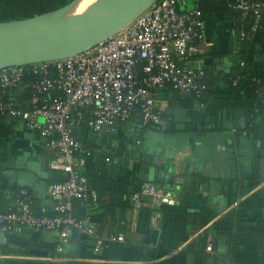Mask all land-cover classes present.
Instances as JSON below:
<instances>
[{
  "label": "crops",
  "instance_id": "1",
  "mask_svg": "<svg viewBox=\"0 0 264 264\" xmlns=\"http://www.w3.org/2000/svg\"><path fill=\"white\" fill-rule=\"evenodd\" d=\"M229 19L205 15L206 38L196 66L229 70L228 54L236 49ZM214 55L221 59L213 62ZM216 96L227 98L222 91ZM14 100L29 108L22 94ZM157 107L160 130L124 122L113 136L98 134L97 155L87 160L107 203L110 193L130 200L114 219L105 210L94 214L104 240L100 250L95 252V244L82 247L84 256L71 258L68 250L59 252L54 232L24 230L12 240L26 244L0 246V264H264V140L237 137L229 108L211 123L197 116L201 104L184 97H159ZM239 121L236 125L244 124ZM10 125L12 135L0 140V185L29 189L36 205L53 210L47 191L53 152L23 121L12 119ZM147 182L173 192L176 205L145 199L143 208L135 209L130 197ZM120 235L123 243L114 240ZM18 245L28 253H20Z\"/></svg>",
  "mask_w": 264,
  "mask_h": 264
},
{
  "label": "built area",
  "instance_id": "2",
  "mask_svg": "<svg viewBox=\"0 0 264 264\" xmlns=\"http://www.w3.org/2000/svg\"><path fill=\"white\" fill-rule=\"evenodd\" d=\"M235 1V10L244 17H255L252 29L255 32L264 3ZM205 38V17L196 2L158 0L123 31L80 55L0 71V83L5 89L18 88L28 74L38 77L30 85L32 96L28 109L12 101L0 102V115L21 120L39 132L46 139L47 148L55 153L48 168L69 175L66 182L50 184L47 190L57 216H49L46 208L40 216L36 215L30 193L21 190L17 194L16 210L0 212V232L5 237L18 234L23 227L59 232L57 245L59 252H63L73 232L78 231L94 239L98 252L104 245L98 225L90 217L79 221L72 216L74 200L92 197L93 209L98 208V197L94 192L89 193V182L84 175L91 153L82 151L81 142L73 136L75 122L88 112L91 116L88 125L95 133L113 136L138 106L144 124L160 129L162 118L157 99L166 84L181 94L193 93L198 98L207 89L202 83L206 74L196 66L198 60H194ZM139 69L143 74L141 79ZM52 91L61 95L48 98ZM79 151L81 157L77 156ZM145 199L168 206L177 203L173 192L150 182L132 195L131 204L141 209ZM114 240L123 243L125 237L120 235ZM207 250L212 251V246Z\"/></svg>",
  "mask_w": 264,
  "mask_h": 264
},
{
  "label": "trees",
  "instance_id": "3",
  "mask_svg": "<svg viewBox=\"0 0 264 264\" xmlns=\"http://www.w3.org/2000/svg\"><path fill=\"white\" fill-rule=\"evenodd\" d=\"M75 0H0V23L12 22L17 20H26L36 16H42L59 11L60 9L68 6ZM253 3H264V0H247ZM198 8L205 15H222L226 18L232 19L233 33L236 36V49L228 54L231 60V66L228 71L216 72L215 65H207L203 67L206 76L202 81L206 84V91L198 98L195 94H181L171 84H166L163 89L158 93L159 97L173 95L175 98H186L192 104L199 103L202 105L201 112L197 116L201 117L204 121L213 122L217 119V112L224 108L231 110V115L234 118L232 123L235 124V133L237 137L251 138V141L264 140V9L262 10L258 19V28L252 32L255 25V17L250 15L244 17L242 13L235 10V0H195ZM221 56H213V62L220 60ZM194 60H199L196 57ZM217 69V68H216ZM51 75L54 77L55 72L52 71ZM138 77L143 78L141 69L138 71ZM38 77L34 74L26 75L23 84L15 89H5L0 83V102L12 101L16 106L19 104L14 100L18 94L23 95L25 101L30 102L32 90L30 85L32 82L37 81ZM222 91L226 94V99H215L217 93ZM61 92L52 91L47 94L48 98L60 96ZM209 100H212L211 102ZM30 104V103H29ZM30 107V105H29ZM21 108V107H20ZM91 116L90 113L84 112V118L81 121H76L73 128V136L82 144V151L91 153L92 157L97 155L94 151L96 142L98 140L97 133L89 127L88 122ZM162 118V117H161ZM244 120V124L236 125L237 121ZM7 115H0V140L5 136H11L12 126ZM137 120L141 125L155 130H160L151 125H145L141 116L140 107L136 106L130 117L126 120ZM40 134V133H39ZM82 151H79L77 156H82ZM55 157V153L51 154V159ZM97 169V167H96ZM50 172L49 183H64L69 179V175L60 171ZM101 170V169H100ZM101 173V172H100ZM97 172L89 173L85 168L84 175L89 182V193H96L98 197V208L93 209L92 197L87 200H74L73 201V218L84 221L88 217L93 220L95 213L105 210L113 219L120 212H124L129 207V196L118 195L110 193V201L106 202L104 192L100 191L95 184ZM21 190H27L30 195L32 194L29 189H15L6 184L0 185V212L10 213L16 210L15 204L17 202V194ZM32 196V195H31ZM131 198V197H130ZM33 212L40 216L42 209L45 207L38 206L33 202ZM49 216H57L54 210L47 209ZM98 225V224H97ZM28 231L30 233L43 232L33 231L27 228H21L20 232ZM58 237L59 232H54ZM98 235L99 229H98ZM16 235H9L8 239H15ZM206 238V237H205ZM90 242V244H89ZM95 241L78 231H74L68 243L64 246V250H68V255L71 258L83 257L82 247H93ZM13 245V244H11ZM9 247V246H7ZM8 249V248H7ZM19 252L27 254L29 248L27 246H19Z\"/></svg>",
  "mask_w": 264,
  "mask_h": 264
},
{
  "label": "water",
  "instance_id": "4",
  "mask_svg": "<svg viewBox=\"0 0 264 264\" xmlns=\"http://www.w3.org/2000/svg\"><path fill=\"white\" fill-rule=\"evenodd\" d=\"M156 1L98 0L85 13L69 15L75 0L51 14L0 23V71L80 55L123 31ZM10 244L26 243L0 232V246Z\"/></svg>",
  "mask_w": 264,
  "mask_h": 264
},
{
  "label": "rangeland",
  "instance_id": "5",
  "mask_svg": "<svg viewBox=\"0 0 264 264\" xmlns=\"http://www.w3.org/2000/svg\"><path fill=\"white\" fill-rule=\"evenodd\" d=\"M96 1L97 0H81L79 5L76 8H74V10L69 15H77L78 13L83 11L85 8H87L88 6H91L92 4H94Z\"/></svg>",
  "mask_w": 264,
  "mask_h": 264
},
{
  "label": "bare ground",
  "instance_id": "6",
  "mask_svg": "<svg viewBox=\"0 0 264 264\" xmlns=\"http://www.w3.org/2000/svg\"><path fill=\"white\" fill-rule=\"evenodd\" d=\"M80 1H81V0H78V3H77V5H76V7L79 5ZM96 2H98V0H97ZM96 2H95L94 4H92L91 6H88L87 8H85L83 11H81V12L78 13V14H82V13H85L86 11L90 10V9L96 4ZM76 7H75V8H76ZM78 14H77V15H78Z\"/></svg>",
  "mask_w": 264,
  "mask_h": 264
}]
</instances>
